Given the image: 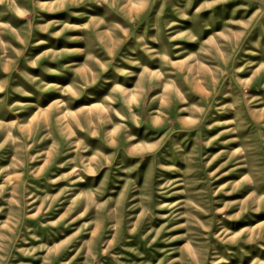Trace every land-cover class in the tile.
<instances>
[{"label": "rangeland", "instance_id": "rangeland-1", "mask_svg": "<svg viewBox=\"0 0 264 264\" xmlns=\"http://www.w3.org/2000/svg\"><path fill=\"white\" fill-rule=\"evenodd\" d=\"M18 3L0 264H264L261 0Z\"/></svg>", "mask_w": 264, "mask_h": 264}, {"label": "clouds", "instance_id": "clouds-1", "mask_svg": "<svg viewBox=\"0 0 264 264\" xmlns=\"http://www.w3.org/2000/svg\"><path fill=\"white\" fill-rule=\"evenodd\" d=\"M143 7L147 10L148 8H150V6L152 5V3H154V0H141ZM214 3H219L220 0H213ZM7 3L8 8L12 11V13L14 15L19 16L20 18H25L29 15H31V13L29 12L28 9L23 8L19 3L18 0H0V5H3ZM261 3L264 4V0H261ZM206 6H210V5H206ZM260 13H258L257 15H259ZM185 19H189V17L185 16ZM9 25H0V27H8ZM243 35V34H241ZM191 39L193 41H196L198 39V37L194 34L191 35ZM118 71H121V73L123 74L125 72V70L123 69H118ZM0 91H3V88L0 87ZM25 95H28V93H24ZM79 98V97H76ZM67 103V102H66ZM0 147H2V145H0ZM248 177H245V180H248Z\"/></svg>", "mask_w": 264, "mask_h": 264}]
</instances>
